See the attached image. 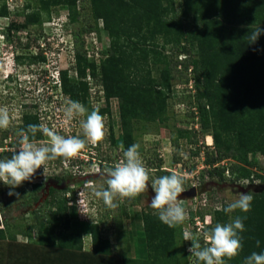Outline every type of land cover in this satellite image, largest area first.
<instances>
[{
    "label": "trees",
    "instance_id": "16d2710c",
    "mask_svg": "<svg viewBox=\"0 0 264 264\" xmlns=\"http://www.w3.org/2000/svg\"><path fill=\"white\" fill-rule=\"evenodd\" d=\"M78 1L37 0L41 9L57 5L66 6L71 20L79 14L76 10ZM176 3V0H89L90 16L95 21L101 19L102 27L107 30L110 42L108 55L96 65L83 51L75 50L71 69L76 72L78 79H71L67 69L59 70L60 86L63 95L69 100L82 103L87 113L94 110L87 99L89 88L87 74L92 77V81H97V84L102 86L106 101L113 97L118 98L122 130L120 138L124 150H127L133 145L132 120L138 118L148 121L166 120V96L170 88V79L173 76H181V70L175 67L172 69L169 62L161 69L159 79L151 75V63L163 61L155 49L156 39L161 37L164 44H171L172 56L177 51L186 55L180 60L174 58L173 62L191 73L190 77H185L184 82L194 81L195 110L202 127L211 131L209 135L213 138V148L204 153V162L209 167L201 171V176L210 179L215 176L222 178L226 167L215 164L224 158L232 157L239 162L252 164L247 160L249 152L264 154V34L253 44H250L248 38L252 31L264 27V0H181L178 3V10ZM7 14V7L3 4L0 7V15ZM37 23H40V13L32 11L24 15L22 22L15 23L12 20L8 29L22 30ZM126 40L129 42L126 43ZM146 42L154 47H147ZM29 44H31L29 40L24 43L26 47ZM46 44L50 45L48 42ZM193 48L196 50L195 56ZM20 57L16 56L18 59ZM45 60L42 48L29 57L31 63ZM43 71H38L39 78ZM98 110L103 114L106 108ZM21 118L18 130H26L29 124H40L36 112H26ZM181 133L182 131L180 136H187ZM8 134L7 130L0 129V148L4 146L3 140ZM43 137V133L38 132L36 140H42ZM18 140V136H13L11 146L18 147ZM173 142L177 144L178 140ZM193 153L200 152L196 150ZM12 154L13 152L2 151L0 159H7ZM57 161L61 163L64 159L59 158ZM154 162L155 160H148L146 163L149 169L157 173L158 178L172 173L161 168L160 158ZM173 162L176 164L179 161L175 157ZM227 169L230 174L227 178L230 181L252 179L254 176L264 178L258 173H254L252 177L251 169L236 162L230 164ZM40 186L34 183L32 193L34 194ZM262 195L264 194L259 195L261 199H253L248 213L235 210L228 214L223 211L227 207L226 203L220 202V206L215 207L211 200L208 202L210 208L204 215L206 213L211 215V223L204 227V232L210 230L212 226L215 227L217 223L227 224L237 216L246 217L243 220L245 231L240 233L242 248L239 254L231 259L232 264H244L245 259L253 252L264 253ZM54 196L53 194L54 200L52 198L51 204L56 209L50 215L51 222L41 221L39 218L37 232L39 238L35 244L16 245L14 236L9 233L8 240L13 244L4 248L2 240L7 229L9 230V218H3L0 226V263L182 264L175 253V229L169 228L160 221L158 215L150 212L154 209L149 205L146 206L148 211H142L141 217L146 245L152 254L150 260L129 259L123 263V260L116 257V250L112 248L113 243L106 237L100 240L96 229L97 223L89 224L93 234V251L74 256L75 250L81 249L80 243L64 244L63 240L60 243L56 242L58 231L55 229L60 225L59 232L64 235L62 231L68 228V215L65 194H57L56 200ZM32 199H37V196L32 195ZM199 211L200 214L202 211ZM230 215L231 221L228 219ZM75 235L80 236L78 233L73 234ZM73 240L72 238L71 241ZM78 240L80 242V238ZM199 240L201 246H205L203 238L199 237ZM257 240L260 241L259 247L256 244ZM61 246L66 250L55 261L53 257L55 248L60 249ZM161 257L164 261L159 259Z\"/></svg>",
    "mask_w": 264,
    "mask_h": 264
},
{
    "label": "rangeland",
    "instance_id": "374dc122",
    "mask_svg": "<svg viewBox=\"0 0 264 264\" xmlns=\"http://www.w3.org/2000/svg\"><path fill=\"white\" fill-rule=\"evenodd\" d=\"M176 1L178 10V3L181 0ZM3 4L6 5L8 14L7 16L0 15V107L9 109L12 123L7 129L10 137L3 140L4 146L0 148V153L2 151L10 153L18 149L11 146L10 143L13 141V136H17L21 116L26 112H36L40 124L47 125L60 135L83 138L80 122L86 118L89 112L83 117H74L71 121L65 118L64 108L69 99L62 93L58 71L67 69L71 79H78L76 72L71 69V64L74 63V53L77 49L83 51L88 59L95 61L96 65L108 55L109 36L107 30L102 27V20L95 21L90 16L89 0H79L77 2L76 10L79 14L72 20L69 18V11L64 5L41 9L37 0H0V7ZM32 11L40 13V23L29 25L22 30L8 29V25L12 20L15 23L22 22L24 15ZM28 40L31 44L26 47L24 43ZM181 40V43H183V39ZM47 42L50 45H47ZM125 42L129 41L126 40ZM129 44L131 45V42ZM145 45L150 48L154 47L149 42H146ZM155 46L163 61L150 62L151 75L159 79L161 69L169 62L172 69L175 67L181 70V76H173L170 79V88L169 91L167 90L168 94L166 96V120L148 121L139 118L132 120L133 144L139 145L140 156L144 166L148 169L149 188L148 191L134 199L125 198L123 201H115L118 204L115 209L107 208L102 199L96 198L92 191L93 187L96 190L107 188L104 171L99 173L94 168H90L88 164L81 165L80 163L83 161L82 159H86L87 155L92 154L105 159L107 164L105 168L112 167L124 159V149L121 150L120 148L122 145L120 138L122 130L119 99L113 97L106 101L102 86L97 84V81H92L89 74L86 76L89 81L88 104L93 109L106 108V111L101 114L104 119L103 139L94 146L89 143L77 158L66 161V163L72 165L79 164V170L69 167L68 171L72 178H67L68 181H65V186L59 183V186L66 188L68 228L62 231L64 235L60 233V225L55 229V231H58L56 242L60 243L63 240L64 244L74 242L77 245L80 243L81 249L75 248L74 256L93 251V234L89 224L97 223L96 229L100 240L102 241V238L105 237L108 238L113 243L112 248L116 250V257L123 260V263H126L129 259L150 260L152 254L146 245L143 234L141 213L142 211H148L146 206H150L151 199L155 195L151 189V184L158 177L153 169H149L146 163L148 160H155L156 162L160 158L162 169L181 174L185 179L183 185L185 191L179 199L182 201V206L186 209L188 217L184 224L171 228L172 230L175 229V253L182 264H201L188 252L192 242L185 241L183 238V232L186 230L192 233L193 236L202 237L204 240V227L200 228L204 225L196 224V218L201 219V216L210 206L208 203L206 206L201 205L198 202L200 198L205 199L206 197L207 202L211 200L213 206L217 207L220 202L228 205L235 201L239 198L241 192L247 191L254 199H259L261 197L259 195L264 194V178L253 177L254 173L261 174L264 177V154L261 152L248 153L247 160L251 161L252 164L239 162L232 157H226L219 162V165L226 167L223 172L233 162L251 169L253 178H248V182L244 179L230 181L225 173L222 174L225 178L215 176L210 179L201 176V171L209 167L204 162V153L206 150H212L213 138L209 136L210 129L205 130L202 127L197 110H195L194 81L184 82L185 77H190L191 73L182 69L181 65H175L173 62L174 58L177 57L180 60L186 55L177 53V51L172 56L170 54L172 51L171 44H164L161 37L156 39ZM40 48L43 49L46 56L45 62H29L30 55H35ZM47 48L50 50H47ZM192 50L194 51L193 56H195V48ZM17 55L21 57L18 59L16 58ZM164 55L166 59H164ZM39 69H45V71L42 70L43 73L40 78L43 77V79L40 80L42 81L40 86L35 87L32 83L27 84L28 81H33L32 79L36 76L35 71L37 72ZM180 131L184 135L187 134V136H180ZM182 133L181 135H183ZM42 140H47V137L44 136ZM173 140H178L177 144ZM188 140L193 142L190 143ZM196 150H199L200 153L194 154L193 152ZM175 157L179 161L176 164L173 162ZM63 164L56 165V160L48 162L44 169L37 170L31 181H25L14 189L0 181V215L2 219L9 218V230L7 229L6 236L2 240L5 245L4 248L13 244L8 240L9 236L7 235L9 233L14 236L16 245L23 243L35 244V241L39 238L37 234L39 218L41 221L51 222L50 215L56 209L51 204L53 189L48 194L45 187L56 185V178L52 176L55 172H66ZM61 165L62 167L58 168ZM46 178L48 181L46 186L38 188L33 194L34 183L43 181ZM9 191L19 195L9 196ZM32 195H36L37 199L33 200ZM54 195L56 200L57 194ZM198 208L203 213L199 214ZM150 212L156 214L155 210H150ZM228 219L231 221V215ZM212 228L214 227L212 226ZM76 233L80 236H73ZM72 238L73 241H71ZM78 238H80V242ZM59 248H55L56 252L53 255L55 261L66 250L62 246ZM159 259L162 260L163 257ZM225 264H232V262L225 258Z\"/></svg>",
    "mask_w": 264,
    "mask_h": 264
},
{
    "label": "clouds",
    "instance_id": "9594fccd",
    "mask_svg": "<svg viewBox=\"0 0 264 264\" xmlns=\"http://www.w3.org/2000/svg\"><path fill=\"white\" fill-rule=\"evenodd\" d=\"M262 34H264V27H258L252 31L248 37L250 44L255 43ZM39 70L35 71L36 76L32 79L33 81H28L27 84L32 83L35 87L40 86L42 78L37 75ZM86 113L87 109L79 101L69 100L64 108V115L68 121L77 116L83 117ZM11 123L9 109L0 107V129L7 130ZM80 126L83 138L80 136L65 137L43 123L29 124L26 130L19 129L16 133L19 137L18 149L13 152L10 158L0 159V181L13 189L19 187L23 182L31 181L37 170L44 169L48 162L63 158L64 161L59 164L64 163L65 166L66 161L77 158L89 143L94 146L103 139L104 119L98 109L87 114L86 119L81 120ZM38 132L43 133L47 140L37 142ZM120 148L123 150L124 146L121 145ZM123 157L121 162L112 167L105 168L107 164L101 165L102 168H105L104 176L107 188L104 190L92 188L94 196L102 199L104 205L109 209L118 207L115 201H123L125 198L134 199L148 191L149 188V172L140 156L139 145L133 144L127 150H123ZM100 159L102 158L100 157ZM59 167L61 168L62 165ZM184 183L185 179L181 174L172 172L170 175L161 176L151 184L155 195L151 199L150 207L156 211L160 221L169 228H176L184 224L188 217L187 211L179 199L185 191ZM8 195L18 196L19 194L9 191ZM253 199L254 197L247 191L241 192L239 198L229 203L223 211L228 214L235 210L248 213L251 210ZM244 219L246 217L237 216L230 223H217L214 228L205 231L204 240L206 243L203 247L198 237L185 230L183 232L184 240L192 242L191 247L188 248L190 256L195 257L197 262H203V264H225V258L231 260L236 257L242 248L240 233L245 231ZM1 220H3L2 217ZM256 244L259 247L260 241L257 240ZM244 264H264V253L253 252L245 259Z\"/></svg>",
    "mask_w": 264,
    "mask_h": 264
},
{
    "label": "built area",
    "instance_id": "2783aa9c",
    "mask_svg": "<svg viewBox=\"0 0 264 264\" xmlns=\"http://www.w3.org/2000/svg\"><path fill=\"white\" fill-rule=\"evenodd\" d=\"M83 161L80 163L81 165H85V164H88L89 165V167L90 168H94L96 171H104V169L105 168H102L101 167V165H106V162H105V160H102V159H100V158H98V157H96V155L95 154H92V155H87V157H86V159L84 160V159H82ZM73 161V160H72ZM92 161V162H91ZM70 162V161H69ZM219 164V162L218 163H216L215 165H218ZM69 167H73V168H75L76 170H79V164H75V165H72V164H70V163H66L65 162V166H64V168H65V171H68V169H70ZM69 172V171H68ZM226 175H227V177L229 176V171L226 169V171L224 172ZM244 180H247V182H248V179H244ZM198 202H200V204L201 205H203V206H206V204L208 203L207 202V199H206V197H205V199L203 198H200L199 200H198ZM199 207V206H198ZM198 210H200V208H198ZM194 218H196V217H194ZM198 218V217H197ZM196 218V224H198V225H200V226H202V225H204V226H202V227H200V228H203V227H205L208 223H210V221H211V217H210V214H205L204 215V217L203 218H201V219H197Z\"/></svg>",
    "mask_w": 264,
    "mask_h": 264
},
{
    "label": "flooded vegetation",
    "instance_id": "af4514ba",
    "mask_svg": "<svg viewBox=\"0 0 264 264\" xmlns=\"http://www.w3.org/2000/svg\"><path fill=\"white\" fill-rule=\"evenodd\" d=\"M22 117V116H21ZM3 130V129H2ZM8 137L10 136H7L5 139H7ZM4 139V140H5ZM10 139V138H9ZM11 140V139H10ZM40 141V140H39ZM59 159V158H58ZM59 164V162H56V165ZM59 168V166H58ZM52 177H55V181H56V185L55 186H49L46 184L48 183L47 181V178L44 179L43 181H40L38 182L37 184H40V188H42L43 186L46 188V193L50 194L52 192V189H53V192H52V195L53 194H61V193H65V187H62V186H59L61 184L64 185L65 181L67 182L68 179L67 178H72L71 175L68 173V172H64V173H60V172H55L53 173V176ZM65 186V185H64Z\"/></svg>",
    "mask_w": 264,
    "mask_h": 264
},
{
    "label": "water",
    "instance_id": "95a60500",
    "mask_svg": "<svg viewBox=\"0 0 264 264\" xmlns=\"http://www.w3.org/2000/svg\"><path fill=\"white\" fill-rule=\"evenodd\" d=\"M0 225H2V220H1V216H0Z\"/></svg>",
    "mask_w": 264,
    "mask_h": 264
},
{
    "label": "bare ground",
    "instance_id": "6f19581e",
    "mask_svg": "<svg viewBox=\"0 0 264 264\" xmlns=\"http://www.w3.org/2000/svg\"><path fill=\"white\" fill-rule=\"evenodd\" d=\"M209 137V136H208ZM209 142V141H208ZM210 143V142H209Z\"/></svg>",
    "mask_w": 264,
    "mask_h": 264
}]
</instances>
